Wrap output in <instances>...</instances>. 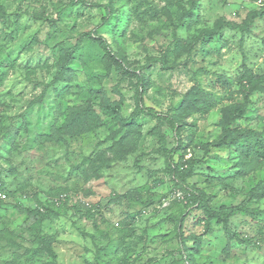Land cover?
<instances>
[{
	"label": "rangeland",
	"instance_id": "374dc122",
	"mask_svg": "<svg viewBox=\"0 0 264 264\" xmlns=\"http://www.w3.org/2000/svg\"><path fill=\"white\" fill-rule=\"evenodd\" d=\"M85 1L0 0V117L7 127L0 135V168L6 183L5 201L11 205L0 209V229L9 228L6 238L0 233V264H49L45 245L63 264H101L96 251L108 243L109 231L115 238L127 229L126 247L136 264H190L183 245L192 251L193 264H264V199L251 204L259 209L255 218L236 213L230 220L231 228L255 246L232 241L225 252L223 228L213 223L206 230L197 223L201 210L195 205L184 206L187 193L165 172L167 160L156 151L162 142L151 132L158 126L155 119L146 115L137 119L141 140L123 159L114 158L118 135L113 134L118 129L122 132L123 127L105 116L98 130L64 144L55 145L40 137L49 132L58 116L55 90L49 86L55 73L50 49L71 47L81 33L97 31L113 50L126 53L132 69L149 79L143 96L147 107L166 113L193 85L217 98L209 113L189 120L195 133L193 142L185 146L187 157L193 154L200 160L190 183L200 182L208 174L233 172L226 162L228 148L211 146L205 152L203 143L215 139L220 131L216 126L219 111L235 96L242 64L264 73V0ZM105 6L110 7L111 15ZM182 10L186 14L181 20ZM255 11L262 16L251 18ZM107 16L112 18L108 22L104 21ZM221 23L240 29L224 26L218 34L190 47L189 41H194L200 29ZM80 51L92 72H100L95 43L83 40ZM72 67L79 69L81 64L74 61ZM218 75L229 80L232 96ZM135 82L121 78L114 70L103 82L111 99L123 98L125 117L136 104ZM246 116L249 119L241 118L237 123L264 128V88L251 94ZM162 131L167 135V149L172 148V128L165 124ZM257 178L233 180L236 193L215 189L212 205H238ZM56 188L65 189L61 194L67 196L55 207L50 203V191ZM131 189L141 195L140 201L123 197L119 203L110 202L111 195H123ZM207 189L214 190L212 185ZM39 202L54 211L49 212V218L23 221L24 215L13 209L17 203L36 208ZM95 205L100 212L91 211ZM181 217L183 223L177 229ZM94 222L99 223V229ZM143 229L145 238L140 239ZM194 236L202 237L197 251L192 248Z\"/></svg>",
	"mask_w": 264,
	"mask_h": 264
},
{
	"label": "trees",
	"instance_id": "16d2710c",
	"mask_svg": "<svg viewBox=\"0 0 264 264\" xmlns=\"http://www.w3.org/2000/svg\"><path fill=\"white\" fill-rule=\"evenodd\" d=\"M80 1L86 2L85 0ZM104 9L108 16L111 15L112 12L109 6H105ZM185 14V11L182 10L180 13L181 20L185 17ZM5 15L1 13V16L4 17ZM108 16L104 17V21L108 22V20L112 19L108 18ZM258 16H262V12L255 11L251 13V18ZM4 18L10 21L8 16ZM113 25L118 28L116 21ZM224 26L240 29V26L231 23H221L211 29H200L194 41H189L191 42L190 47L205 37L218 34ZM115 34L117 35L118 32L115 31ZM7 36L12 37L13 35L8 33ZM83 40L95 43L99 49L101 70L98 73L92 72L84 55L78 53L81 52L80 42ZM33 42H37L36 37H34ZM50 51L54 57L53 66L55 73L49 83L50 85H48L55 90L58 116L53 125L50 126L49 132L41 134V138L55 145L64 144L70 138L84 136L98 130L103 126L102 116H105L113 123H118L120 127H123L122 132L120 129L113 132L116 136L118 135L114 158L123 159L137 149L141 140L142 128L137 123V119L141 115L155 119L158 122V126L151 132L162 142L156 151L167 160L165 172L172 176L174 181L177 184L179 183L183 191L187 193L184 197L186 201L184 206L195 205L201 210V216L196 219V222L201 224L206 230H210L213 223L223 228L226 236V245L223 249L225 252L229 251L232 241L255 246L250 238L231 228L230 220L236 213H243L255 218L259 209L256 206L252 207L251 204H256L264 199V128L258 129L237 123L241 118L249 119L246 114L250 105V96L255 91L264 88V73H256L245 63L242 64V69L236 79L239 87L234 93L235 96H233V99H229L228 103L223 105L219 111L220 117L216 126L219 127L220 131L216 134L215 139L203 143L205 152H209L211 146L214 148H228L230 153H228L226 162L230 164L229 168L233 172L227 171L228 173L224 172L218 175L208 174L200 182L190 183V178L192 174L196 173L195 168L199 165L200 160L194 157L193 154L187 157V148L185 146L189 142H193L192 136L195 133V129L189 120L193 116H204L209 113L217 103L215 96L193 85L174 106L168 107V112L166 113L147 107L144 104L143 96L147 92L149 79L143 72L137 73L136 70L132 69L126 53L119 49L113 50L107 39L103 35L98 34L97 31L83 32L75 45L68 48H56L54 46ZM74 61L80 62L81 68L72 67ZM113 70L119 73L123 79H136L134 83L136 104L127 117H125L122 110L123 98L120 97L118 100L111 99L103 85L104 80L110 76ZM217 79L222 84H226V90L230 92L229 96H232L233 91L229 80L223 75H218ZM48 85L42 91L41 98L45 96ZM165 124L170 126L174 132V145L170 149H167L165 144L167 135L162 131V126ZM6 128L3 119L0 117V135L6 131ZM111 137L113 136L108 138ZM255 175H258L255 184L249 188L245 198L238 205L227 206L222 204L218 207L212 205L214 198H216L215 189L236 193L237 190L232 185L233 180ZM211 185L215 191L207 189ZM64 190L63 188H56L50 191L51 195H53L50 203L53 206L56 207L63 203L62 200L56 203L54 199L59 197ZM66 196L65 194V198ZM123 197L127 200H141V195L131 189L123 195H111L110 202L119 203ZM174 203L176 202L174 201ZM7 206L11 205L0 200V209L5 210ZM13 209L20 215H24L23 221L30 217L43 220L50 217L49 212H54L43 202H39V206L36 208L24 207L22 204L17 203L13 205ZM91 211L100 212L99 207L96 205ZM182 223L183 217L179 219V224L176 228L180 229ZM94 227L99 229V223L94 222ZM129 231L130 229H127L126 233H117L115 238H112L113 233L109 231L107 235L109 237L108 243L99 247L96 251L97 261L101 264L103 262L136 264V260L131 258V249L126 247V235ZM0 233L3 238H6V234L9 233L7 225L0 229ZM142 233L143 235L139 237L140 239L145 238L146 229H143ZM180 233L178 231L179 236H181ZM37 238L41 241L43 240L42 237L38 236ZM193 240L194 246L192 248L197 251L200 248L202 237L194 236ZM45 246L50 256L49 264H63L57 260L56 254L51 247L49 245ZM183 248L185 257L191 261L190 264H193L192 251H189V247L185 245H183ZM120 250H123V253L120 254Z\"/></svg>",
	"mask_w": 264,
	"mask_h": 264
},
{
	"label": "built area",
	"instance_id": "2783aa9c",
	"mask_svg": "<svg viewBox=\"0 0 264 264\" xmlns=\"http://www.w3.org/2000/svg\"><path fill=\"white\" fill-rule=\"evenodd\" d=\"M65 198V194H61L59 197L55 198L54 201L56 203H59L60 200H63ZM7 199V193H6V187H5V178L1 173L0 168V200L5 201Z\"/></svg>",
	"mask_w": 264,
	"mask_h": 264
},
{
	"label": "clouds",
	"instance_id": "9594fccd",
	"mask_svg": "<svg viewBox=\"0 0 264 264\" xmlns=\"http://www.w3.org/2000/svg\"><path fill=\"white\" fill-rule=\"evenodd\" d=\"M5 187H6V184H5ZM6 193H7V191H6ZM3 201V200H2ZM4 202H6V201H4Z\"/></svg>",
	"mask_w": 264,
	"mask_h": 264
}]
</instances>
